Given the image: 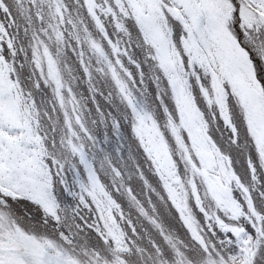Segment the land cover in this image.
Masks as SVG:
<instances>
[{
	"label": "snow or ice",
	"instance_id": "1",
	"mask_svg": "<svg viewBox=\"0 0 264 264\" xmlns=\"http://www.w3.org/2000/svg\"><path fill=\"white\" fill-rule=\"evenodd\" d=\"M0 264H264V0H0Z\"/></svg>",
	"mask_w": 264,
	"mask_h": 264
}]
</instances>
